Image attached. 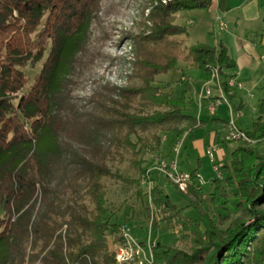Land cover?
Masks as SVG:
<instances>
[{"label": "trees", "instance_id": "1", "mask_svg": "<svg viewBox=\"0 0 264 264\" xmlns=\"http://www.w3.org/2000/svg\"><path fill=\"white\" fill-rule=\"evenodd\" d=\"M103 1L0 0L3 264H9L15 255L25 264L27 250L36 247L38 241L43 242L41 250L31 257V264H98L103 256L115 262V254L109 255L108 237L121 226L110 220L102 184L109 175L106 159L110 148L101 140L110 139L111 144V139L130 129L167 131L176 138L196 130L199 122L189 113L185 96L178 97L172 89L166 92L156 85V79L176 70L180 61L204 71L218 67L226 96H232L228 80L233 77L230 72L235 62L226 47L197 44L183 50L188 32L176 23L181 12L209 9L212 0H148L146 30L134 37L133 71L138 82L125 88L100 87L89 98L91 108L79 106V96L73 95L75 77L80 76ZM39 63L40 73L24 92L30 83L24 70ZM148 105L161 109L147 111ZM63 134L84 141L69 188L79 189L83 183L95 208L68 207L61 215L64 221L55 218L48 223L43 217L34 224L32 214L37 203L51 207L46 184L53 162L63 157ZM248 135L264 142V123H255ZM125 140L136 150L130 133ZM160 147L158 140L156 149ZM220 171L225 179H215L211 204L226 216L220 213L210 218L194 185L186 194L178 191L187 207L200 213L205 231L194 218L189 225L199 233L203 245L189 254L158 244L152 249L153 264H264V155L241 143ZM150 200L156 208L178 210L171 197L156 186ZM233 210L241 213V221L221 230L220 226L232 219ZM49 212L54 214L50 208L45 216Z\"/></svg>", "mask_w": 264, "mask_h": 264}, {"label": "rangeland", "instance_id": "2", "mask_svg": "<svg viewBox=\"0 0 264 264\" xmlns=\"http://www.w3.org/2000/svg\"><path fill=\"white\" fill-rule=\"evenodd\" d=\"M147 5L148 0L103 1L100 20L93 26L89 49L83 56V65L80 66L79 70L80 76L75 77L76 85L73 87V95L79 96L77 100L79 106H85L87 110L91 108L89 98L100 87L110 85L125 88L138 82L133 71L134 37L146 30V20L149 15V10L145 9ZM185 14L183 17L178 18L176 23L186 27L188 32L194 33L193 29L198 25L194 26L191 21L197 23V16L190 17L187 11H185ZM211 27L214 28L215 26L212 24ZM184 40L183 50H188L195 43L191 39L184 38ZM179 65L183 67V61H180ZM41 69L42 63H39L35 67L29 65L24 70L30 80L29 86L24 92L29 91ZM183 75L182 70H173L159 76L156 79V85L166 92L172 89L178 97L184 95L189 113L199 117L198 94L190 85L199 82V80L191 78L193 79H190L191 82L181 83ZM147 107V111L159 109L151 105ZM204 115L209 116L210 114L204 110ZM238 124L247 131L253 130V122L246 114L239 119ZM127 133H130L131 140L137 143L136 150L127 144L125 140ZM62 137L64 143L63 157L53 162L46 184L51 199L50 208L54 210V214L49 212V215L45 216L46 211L50 208H45L39 201L32 214L34 224H37L38 220H42L43 217L48 223L55 218L64 221L65 218L61 215L68 207L77 209L81 205H85L90 210L95 208V204L88 195L83 183L79 186V189L69 188L72 182V172L75 169L74 167L77 166L76 162L81 161L82 151L80 146L83 145L84 141L82 142L81 138L78 137L75 139L74 137H66L65 134ZM117 138L111 139V144L110 139L103 138L101 140L105 147L110 148L108 149L110 153L106 159L109 175L102 179V184L105 187L107 206L112 216L110 218L111 223L118 224L121 227L130 226L136 240L146 249L149 256L151 249L158 244L189 254L193 253L195 249L201 248L203 244L199 233L194 230L192 225H189L190 218H194L201 223L202 231H205L200 213L187 207L188 203L182 198L177 188L160 177H157L152 184V189L156 186L169 195L178 209L169 210L154 207L147 195V187L141 183L143 170L151 166L154 157L163 155L164 152H169L168 154L172 155L173 148L182 141H177L178 138L174 135L161 130L140 132L139 130L130 129ZM158 140H161V147L156 149ZM190 142H193L192 137L186 145L188 146ZM239 146L241 144H236L234 150ZM252 146L256 151L264 153V142L259 145L254 143ZM224 152L228 157L226 160H230L231 150L224 149ZM219 153L221 152L217 153L216 165L222 168L226 160H221ZM190 155L192 159L187 165L183 164L180 155V168L184 169L185 172H190L195 167L198 168L197 171H199L202 179V185L197 198L203 211L210 218L220 213L226 216V213L214 209L211 204L214 181L217 179V173L214 171L212 163L208 157L202 156L198 150L196 151L192 147L190 148ZM223 178L225 179V175ZM2 215L3 211L0 208V216ZM240 216V212L233 210L232 219L220 226V229L226 230L232 223H239L241 221ZM184 223L187 225H184ZM119 232L117 231L114 235L110 234L108 237L110 256L115 252L116 244L119 241ZM42 243V241H38L36 247L27 250L25 264H31L29 260L41 250ZM19 259L16 255L12 256L9 264H20ZM0 264L3 263L0 262ZM98 264L116 263L112 257L106 258L103 256L98 258Z\"/></svg>", "mask_w": 264, "mask_h": 264}, {"label": "crops", "instance_id": "3", "mask_svg": "<svg viewBox=\"0 0 264 264\" xmlns=\"http://www.w3.org/2000/svg\"><path fill=\"white\" fill-rule=\"evenodd\" d=\"M187 14L190 17L197 16V23L191 21L194 26L198 25L193 29L194 33L187 31V40L191 39L195 42L191 46L197 44H205L213 48L225 46L229 56L235 62V68L230 74L239 84H242V88L232 89L230 93L232 96L228 97L230 107L223 104L212 114L209 108L210 102L218 96V91H213L212 98H206L203 91L206 82L211 81V72L192 68L185 62L183 67L179 65L177 70H182L184 73L181 83L191 82L193 80L191 78L199 80L195 84H190L198 94L200 116H195L199 122L198 128L177 139L182 141L183 164L187 165L191 162V147L198 150L202 156L208 157L206 151L214 144L219 147L221 160H226L228 157L224 149L231 150L233 153L236 145V143L224 141L230 121H235L237 126L247 133L252 131H247L238 124L244 114L251 118L253 125L257 122L264 123V60L262 59L264 57V0H212L209 9L187 11ZM184 15H186L185 11L181 12L178 18ZM220 20L226 23L225 30L220 29ZM212 24L214 28L211 27ZM204 110L210 115H204ZM191 137L193 142L187 146L186 143ZM260 143L256 141V144ZM251 148L254 149L252 144ZM168 153L164 152L163 156L173 157V154ZM258 153L264 155V153ZM197 169L195 167L194 170L187 172L199 174Z\"/></svg>", "mask_w": 264, "mask_h": 264}, {"label": "built area", "instance_id": "4", "mask_svg": "<svg viewBox=\"0 0 264 264\" xmlns=\"http://www.w3.org/2000/svg\"><path fill=\"white\" fill-rule=\"evenodd\" d=\"M219 27L221 30H225L227 25L224 21H219ZM264 60V57L262 58ZM211 81L206 83L203 87L206 98H212L213 91H218V96L212 99L210 102V111L215 113L216 109L226 104L230 107L229 100L223 88V82L220 76L218 67L211 69ZM228 87L234 89L236 87L242 88V84H239L235 77L228 80ZM224 141L227 143H247L254 144L255 140H252L248 133L240 129L235 121H230L224 137ZM182 150V143H178L173 148V157L168 158L163 155L154 157L152 164L147 168L145 176L141 181L142 185L147 187V195L150 197L152 191L153 178L158 176L163 178L170 184H173L178 191L186 194L191 185H194L197 191H200L202 185V179L198 173H189L181 170L180 168V155ZM218 145L214 144L210 146L206 154L213 164V169L217 173V178L222 179L223 175L220 168L216 165V153L218 152ZM153 249V248H152ZM152 249L147 254L146 249L136 240L133 235V230L130 226L125 225L120 228L119 241L116 244L115 249V262L116 264H153Z\"/></svg>", "mask_w": 264, "mask_h": 264}]
</instances>
